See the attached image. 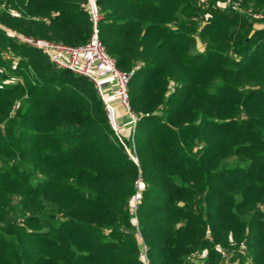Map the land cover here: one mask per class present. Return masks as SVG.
<instances>
[{
	"label": "trees",
	"instance_id": "obj_1",
	"mask_svg": "<svg viewBox=\"0 0 264 264\" xmlns=\"http://www.w3.org/2000/svg\"><path fill=\"white\" fill-rule=\"evenodd\" d=\"M83 1L0 0V24L83 45ZM218 2L96 0L100 42L132 71L135 162L89 81L0 32V264H143L139 241L147 264H221L227 246L264 264V29ZM25 68L37 80L11 82Z\"/></svg>",
	"mask_w": 264,
	"mask_h": 264
},
{
	"label": "built area",
	"instance_id": "obj_2",
	"mask_svg": "<svg viewBox=\"0 0 264 264\" xmlns=\"http://www.w3.org/2000/svg\"><path fill=\"white\" fill-rule=\"evenodd\" d=\"M81 8L87 14L91 24L90 38L85 44L78 47H67L59 43L23 36H19V42L40 51L55 69L69 71L89 81L103 104L110 129L114 132L118 142L126 149L121 135L123 126L119 116L126 118L127 128L124 130L131 134L138 120V116L132 113L129 106L128 83L132 71L118 70L100 42L98 24L101 15L96 0H85ZM117 108L122 114H118ZM129 157L134 161L131 156ZM140 199V192H136L132 201L135 208Z\"/></svg>",
	"mask_w": 264,
	"mask_h": 264
},
{
	"label": "rangeland",
	"instance_id": "obj_3",
	"mask_svg": "<svg viewBox=\"0 0 264 264\" xmlns=\"http://www.w3.org/2000/svg\"><path fill=\"white\" fill-rule=\"evenodd\" d=\"M219 1L220 2H218L217 5H216V9L218 11H229L231 13L233 12V13L239 14L240 16L242 15V16L251 18L254 21V23H253L254 29H256V30L264 29V14L263 13H254L250 9H247L245 7L243 8V6L241 7L242 3L239 0H219ZM196 2H197V4H196L197 6L200 4V8H204V6H202L201 4L204 3L206 5L207 3L210 2V0H196ZM84 3H85V0L81 3L80 7H82L84 5ZM8 11H9V14L12 17H15V18H18L19 17V13L16 12L15 10L9 9ZM203 22L204 21L202 20V22H200L199 25L202 26ZM0 32H2L7 38L11 39L14 43H16L18 45L19 44L22 45L19 42V36L22 37L23 35H20L19 33H17L15 31H13V30H11V29L3 26L2 24H0ZM23 37H30V36H23ZM30 38L39 39V38H34V37H30ZM89 38H90V36H89ZM89 38H88V40H89ZM39 40H43V39H39ZM43 41H47V40H43ZM195 41H196L195 42V47L197 48V50L198 51H202L204 49V45L199 41L198 38H196ZM47 42H50V41H47ZM53 43H55V42H53ZM61 45H64V44H61ZM64 46H67V45H64ZM79 46H81V45H79ZM67 47H71V46H67ZM75 47H78V46H75ZM104 49H105V47H104ZM36 51L38 53H40L41 55H43L40 51H38V50H36ZM105 51H106V49H105ZM1 58L3 60H6V61H11L12 64H16L18 62V60H19L18 55H16L15 53L14 54L13 53L11 54V53H9L7 51L1 53ZM12 68H13L12 70H14V67H12ZM1 72L6 73V74H9V72L7 70H3ZM12 74H14V73H12ZM21 74H22L21 77H19V76L18 77H13V79H11L12 80L11 82H13V83L17 82L21 86L26 87L27 85L23 81L24 80L23 79L24 77L26 79H28L30 83L32 82L31 85L33 84V81L34 80L35 81L37 80V78L34 76L32 70H30V69L25 68V70ZM10 76H13V75H10ZM1 81H2V79L0 80V82ZM5 81H7V80H3L2 82H5ZM14 110L16 111L15 107L12 108V112ZM117 111H118V114H122V112H120L118 110V108H117ZM132 113H134V112L132 111ZM134 114L136 116H138V114H136V113H134ZM120 116H119V118H120L121 124L123 126L121 128V129H123V131L121 132V135L123 136V140H129V143L131 144L130 147H129V145H127V146L125 145L126 152H127L128 156H131L133 158L134 162H135V157H134V155L132 153V150H131V148H133V145H134V143L132 141V134L131 133H128L127 131L124 130V129L127 128V126H126V123H127L126 122V118L120 117ZM113 134H114V132H113ZM134 189H135V192H134L131 200L129 201L128 208H129V212L131 214L130 215L129 223H130L131 226H134L136 228L137 220H136L135 214H136L137 206H138L140 200H139L138 204L136 205V208L133 206L132 201H133V198H134V195L136 194V192H139V190L141 189V180L140 179H136L135 184H134ZM216 249H218V251L220 253V256H221V261L220 262H221V264H252L250 262V259L248 257L246 259H243V258L239 257L240 255L238 256L233 251V248H230V247L227 246V248H226L227 250H224V249L219 250V247H216ZM138 250H139V256L141 258V261L143 262V264H147V261H146V247L140 241H139V248H138ZM242 250L243 249H239L238 250L240 252V254H241V252H243ZM241 255H245V253L244 254L242 253ZM198 260L199 259H198V257L196 255H193V254L190 255L189 262L191 264H199V261Z\"/></svg>",
	"mask_w": 264,
	"mask_h": 264
},
{
	"label": "crops",
	"instance_id": "obj_4",
	"mask_svg": "<svg viewBox=\"0 0 264 264\" xmlns=\"http://www.w3.org/2000/svg\"><path fill=\"white\" fill-rule=\"evenodd\" d=\"M121 112V110H119Z\"/></svg>",
	"mask_w": 264,
	"mask_h": 264
}]
</instances>
